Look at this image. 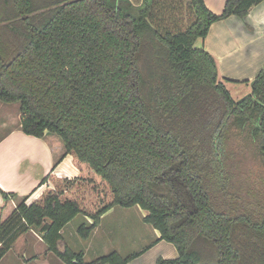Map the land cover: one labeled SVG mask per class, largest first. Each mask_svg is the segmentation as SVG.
Segmentation results:
<instances>
[{"label":"trees","instance_id":"16d2710c","mask_svg":"<svg viewBox=\"0 0 264 264\" xmlns=\"http://www.w3.org/2000/svg\"><path fill=\"white\" fill-rule=\"evenodd\" d=\"M262 1L226 0L216 15L203 0H0V102L18 104L23 134L60 140L53 168L73 155L109 190L78 226L82 240L110 208L138 207L177 250L155 264H264V65L234 101L195 46L211 24ZM183 9L192 18L181 30ZM63 182L30 204L1 192L0 261L28 231L64 264L139 256L85 262L61 247L83 215L62 199Z\"/></svg>","mask_w":264,"mask_h":264},{"label":"crops","instance_id":"0c3cea01","mask_svg":"<svg viewBox=\"0 0 264 264\" xmlns=\"http://www.w3.org/2000/svg\"><path fill=\"white\" fill-rule=\"evenodd\" d=\"M225 1L203 0L206 8L216 15L222 13ZM195 46L214 58L218 78L231 98L234 101L245 98L251 92L250 83L264 65V1L253 6L244 18L230 16L211 24L207 36L198 39ZM63 152L62 144L53 135L39 139L23 134L17 107L0 102V207L1 192L14 193L18 198L28 196L26 203L30 204L39 200L45 191L53 190L57 182L91 173L87 165L79 163L72 155L64 156L53 168ZM98 179L96 176L89 184L81 182L90 187L85 195L94 194ZM145 215L146 212L138 207L110 208L89 238L82 240L87 245L86 251L92 252L94 259L111 251L123 257L140 253L128 264H155L158 258L176 259L175 247L158 240L159 232L143 222ZM82 217L84 223L91 224L90 215L83 211ZM63 232L64 229L62 238ZM70 237H67V247L75 252L70 246ZM86 251H82L83 259L90 262ZM11 253H16L28 264H63L47 250L40 235L34 231L21 235L0 262Z\"/></svg>","mask_w":264,"mask_h":264},{"label":"rangeland","instance_id":"374dc122","mask_svg":"<svg viewBox=\"0 0 264 264\" xmlns=\"http://www.w3.org/2000/svg\"><path fill=\"white\" fill-rule=\"evenodd\" d=\"M184 8H186V4L184 5ZM190 12L187 13L185 9H183L182 17L180 18V29L183 30L187 24L191 21ZM6 105V104H5ZM8 105H14L17 107L18 110V104H8ZM59 142L60 140L54 136ZM61 143V142H60ZM72 157L75 159V157L72 155ZM76 160V159H75ZM88 167V166H87ZM89 168V167H88ZM87 168V169H88ZM90 169V168H89ZM88 169V170H89ZM90 174H80L79 178H73L71 182H69V186L67 188V193L64 194V197L62 199H75L80 207L83 209L85 214L87 215H93L99 208H101L103 205L108 204L110 198L109 190L105 183L99 178L96 180L97 183H99L95 189L94 194L87 192L90 191V187L86 184L90 183L95 179L97 175L94 174V172L90 169ZM64 181V180H63ZM81 182H87L85 185H82ZM66 183V182H63ZM63 183L57 182L55 186L58 188H61ZM67 183L65 184V186ZM45 191L43 195L46 193ZM111 197V196H110ZM40 200V199H39ZM37 200V201H39ZM136 218V217H135ZM137 219V218H136ZM135 221V220H134ZM84 223V219L82 215H78L74 220H72L66 228H64V239L63 244H61V247L67 246V239L68 235H71L70 237V246L73 248L75 252H82L87 250V245L82 242V239L79 237L77 233V228L80 224ZM73 233V234H72ZM94 255H92V252L86 251V257L87 260H94ZM60 263H63L62 261ZM0 264H28V262H24L20 257L17 256L15 253L9 254L5 260L0 262ZM56 264V263H55ZM64 264V263H63Z\"/></svg>","mask_w":264,"mask_h":264}]
</instances>
